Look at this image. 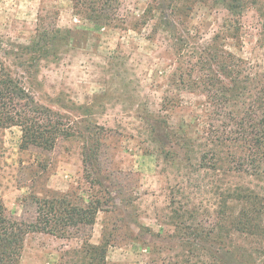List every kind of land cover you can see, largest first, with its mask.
Wrapping results in <instances>:
<instances>
[{"label": "rangeland", "instance_id": "1", "mask_svg": "<svg viewBox=\"0 0 264 264\" xmlns=\"http://www.w3.org/2000/svg\"><path fill=\"white\" fill-rule=\"evenodd\" d=\"M149 4L121 0L112 23L104 25L92 20L87 8L76 10L73 0H0V71L4 68L40 104L77 125L106 128L97 176L116 208L98 213L90 241L102 245L108 236L106 264H177L183 257L184 222H212L206 212L215 208L208 189L197 188L196 175L180 172L160 153L165 134H200L195 121L201 97L170 86L169 78L175 73L178 79L180 72L175 42L158 24V13L146 12ZM259 12L256 7L244 12L239 47L232 39L226 47L264 66ZM232 21L226 9L200 4L189 24L206 43ZM46 39L50 55L44 57L33 45ZM178 94L175 107L164 110L163 97ZM21 138L19 127L0 129V199L20 220L35 219V206L26 200L32 194L76 192L77 201L87 203L103 192L86 180L81 141L61 139L52 151L21 150ZM185 209L195 211V222ZM80 237L32 232L20 264H88Z\"/></svg>", "mask_w": 264, "mask_h": 264}, {"label": "trees", "instance_id": "2", "mask_svg": "<svg viewBox=\"0 0 264 264\" xmlns=\"http://www.w3.org/2000/svg\"><path fill=\"white\" fill-rule=\"evenodd\" d=\"M120 2L73 0L76 10L86 12L87 8L89 17L104 25L112 23ZM200 4L220 6L233 20L206 43L198 41L200 34H193L189 24ZM249 7L258 8L264 21V0H150L146 9L151 17L158 13V24L175 42L180 72L178 79L175 73L169 78L170 86L176 84L181 91L201 97L200 116L195 121L200 123V134L195 138L176 131L165 134L160 153L180 172L189 169L190 178L196 175L197 188L208 189L215 207L206 212L212 218L209 223L195 222V211L184 210L195 224L182 225L183 257L177 264H264V66L226 47L228 39L239 47L240 20ZM261 37L264 43V32ZM33 46L44 57L50 55L47 39ZM180 97L164 96V110L173 109ZM12 127L21 129V150L52 151L61 139L81 141L86 180L94 187L98 184L103 192H95L87 203L82 198L77 201L76 192L32 194L26 198L36 209L31 222L14 216L0 199V264H20L26 237L32 232L65 239L81 234L88 264H106L108 236L104 235L102 245L90 243L98 213L109 212L110 205L116 208L97 176L106 128L77 125L40 104L21 81L1 68L0 129ZM236 178L245 181L235 182Z\"/></svg>", "mask_w": 264, "mask_h": 264}]
</instances>
